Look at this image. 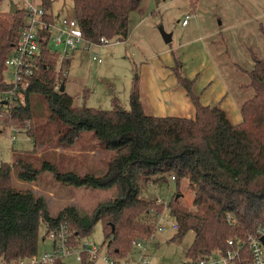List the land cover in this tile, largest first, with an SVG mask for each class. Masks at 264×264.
<instances>
[{"label": "trees", "instance_id": "obj_1", "mask_svg": "<svg viewBox=\"0 0 264 264\" xmlns=\"http://www.w3.org/2000/svg\"><path fill=\"white\" fill-rule=\"evenodd\" d=\"M44 1L46 7L51 5L50 0ZM139 2L72 0L74 18L84 38L92 43H99L101 37L125 41L130 12ZM10 16V22L0 20V80L4 60L23 24L21 12ZM57 62V53L41 49L39 69L28 87L26 105L13 109L12 118L17 124L22 125L25 120L32 124L29 95L39 94L47 103L48 120L65 127L63 132L58 130L57 133L60 145L71 147L83 133L91 131L112 156L101 176L60 173L47 162L35 169L22 156H14L11 164L2 163L0 259L4 264H14L19 259L36 255L40 226L47 236L62 220L73 233L72 242L76 246V239L83 240L100 222L103 245L115 262L116 258L130 252L133 243L143 244L151 231L145 219H156L162 209L176 225L174 238L186 232L193 234L186 250L187 260L224 250L226 240L243 242L253 233L264 210V60L253 58L252 67L246 72L252 96L239 105L241 122L237 125L231 124L216 105L199 104L193 81L182 76L177 60L173 68L175 78L195 109L190 119L159 118L145 113L138 79L131 84L128 110L116 101L110 110L75 107L73 98L61 91L62 81L58 91L54 90ZM31 131L27 132L34 138ZM13 170H18L17 178L22 182H34L41 172L48 171L62 184L102 190L115 187L117 195L98 205L89 216H81L70 206L52 217L42 196L30 189L19 190L12 186ZM164 177H173L176 187L179 181H187L190 205H181L176 195L164 206L138 198L140 183H154ZM80 264L94 263L87 254H82Z\"/></svg>", "mask_w": 264, "mask_h": 264}, {"label": "rangeland", "instance_id": "obj_2", "mask_svg": "<svg viewBox=\"0 0 264 264\" xmlns=\"http://www.w3.org/2000/svg\"><path fill=\"white\" fill-rule=\"evenodd\" d=\"M11 1L16 5L17 13L21 10L19 0H0V20L3 22L11 21ZM51 11L56 16L61 13L62 17H74L72 0H51ZM182 19L188 23L186 30L193 20L198 19L202 22V31L216 32L208 40V48L213 56L219 55L214 59L229 92L239 104L250 99L252 90L247 87L246 72L250 71L253 58L264 60V0H140L138 7L130 12L127 39L93 46L89 51L78 48L69 52L70 60L60 67L63 72L66 70L64 77L57 72V62L54 86L62 81L63 91L73 98L75 107L110 110L116 101L121 108L128 110L131 84L138 77L140 63L146 56L160 58L158 48L167 49L169 44L173 46L171 42L177 40ZM161 33L173 35L172 40L164 43ZM50 47L53 48L52 44ZM53 49L58 54L62 53L60 47ZM93 56L101 62L97 63ZM28 101L33 114L29 129L34 138L28 132H21L12 142V128L23 129L25 125L7 117L0 125V165L11 164L14 156H22L35 169H40L41 163L47 162L60 173L72 172L80 176L104 174L112 153L103 148L93 132L83 133L71 147L62 146L58 143L57 133L58 130L63 132L65 127L48 120L45 99L39 94H30ZM17 172L13 170L11 173L12 186L19 190L30 189L42 196L52 217L70 206L76 208L81 216H89L98 205L109 202L117 195L115 187L102 190L62 184L48 171L41 172L34 182L21 181L20 184L17 182ZM174 195L181 205H190L191 194L186 180L179 181L177 187L169 177L156 179L154 183L139 184L138 198L147 203L164 206ZM165 214L166 211L162 209L156 219H145L151 226L149 235L144 238L140 248L130 246L126 256L114 258L116 264H137L141 256L146 264H187L186 250L193 234L186 232L182 237L174 238L176 232L169 227L172 220L164 218ZM158 223L165 227L163 232H155ZM43 233L44 227L40 226L38 254L49 252L45 249H49L51 241ZM83 241L100 248L94 264H106L102 261L107 249L103 245L100 222L94 225ZM63 263L80 264L74 256L63 259ZM0 264H4L1 259Z\"/></svg>", "mask_w": 264, "mask_h": 264}, {"label": "built area", "instance_id": "obj_3", "mask_svg": "<svg viewBox=\"0 0 264 264\" xmlns=\"http://www.w3.org/2000/svg\"><path fill=\"white\" fill-rule=\"evenodd\" d=\"M21 12L23 14V24L15 43L11 46V52L4 60V70L0 80V125L8 117L12 118V110L26 105L27 91L31 79L39 69L38 59L41 49L46 48L51 53L58 52L55 47L62 48V53L58 54V73L65 76L60 67L70 60L69 52L78 48L89 51L90 47L108 45L118 42L117 40H107L104 37L99 39V43H92L86 40L74 17L57 16L51 11V5L46 7L44 0H19ZM51 1V0H50ZM186 23L185 19L182 25ZM52 44L53 48L50 47ZM93 60L100 63V59L93 56ZM62 68V67H61ZM59 83L55 84L54 90L58 91ZM30 121H23L25 127L12 128L10 132L11 141L14 142L16 136L21 132H27ZM173 180V177L169 178ZM167 215L165 214L166 218ZM163 218V219H164ZM172 230L176 229L175 223H169ZM164 226L158 223L155 232H163ZM52 243L49 252H43L31 257L19 259L14 264H55L58 261L69 257H75L81 262L82 254H87L89 260L94 263L98 258L100 248L93 244L76 239L78 246L74 245L73 233L69 230L66 221H60L50 230L46 236ZM133 246L140 248L141 243L135 242ZM224 250H215L209 254L188 260L187 264H264V210L261 213V221L257 224L253 233L246 236L243 242L228 239L225 241ZM142 257V256H141ZM138 260L137 264H146V260ZM102 261L106 264H116L109 257L106 251Z\"/></svg>", "mask_w": 264, "mask_h": 264}, {"label": "crops", "instance_id": "obj_4", "mask_svg": "<svg viewBox=\"0 0 264 264\" xmlns=\"http://www.w3.org/2000/svg\"><path fill=\"white\" fill-rule=\"evenodd\" d=\"M182 21L177 40L171 42L173 46L169 44L167 49L158 48L160 58L155 55L146 56L139 65L137 79L144 112L159 118H193L194 106L173 72L174 61L177 60L182 76L193 81L199 104L216 105L226 114L231 124H239L241 118L238 108L241 103L229 92L227 82L219 71L214 59L219 55L213 56L208 48V40L216 32L205 31L204 28L205 32L202 31V22L198 19L193 20L191 27L186 30L188 23L182 25ZM172 38L173 35H170V41ZM17 182L21 184V181ZM48 248L45 250L52 249L51 242Z\"/></svg>", "mask_w": 264, "mask_h": 264}, {"label": "water", "instance_id": "obj_5", "mask_svg": "<svg viewBox=\"0 0 264 264\" xmlns=\"http://www.w3.org/2000/svg\"><path fill=\"white\" fill-rule=\"evenodd\" d=\"M9 13L13 14V15L17 13V7L12 1L9 4ZM161 37H162V40L164 43H168L170 41L169 35H165V34L161 33ZM62 90H63V88H61V91Z\"/></svg>", "mask_w": 264, "mask_h": 264}]
</instances>
